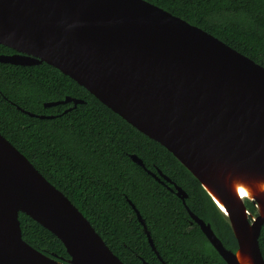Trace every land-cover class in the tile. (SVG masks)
Instances as JSON below:
<instances>
[{"label": "water", "instance_id": "obj_1", "mask_svg": "<svg viewBox=\"0 0 264 264\" xmlns=\"http://www.w3.org/2000/svg\"><path fill=\"white\" fill-rule=\"evenodd\" d=\"M0 44L16 50L0 52V62H46L86 87L171 151L214 200L198 173L213 162L264 172V66L148 0H0ZM69 101L84 102L67 96L45 106ZM130 156L157 180L175 186L192 219L228 264H241L238 229L245 239L250 237L255 263L264 264L260 248L264 215L256 199H243L257 207L258 214L250 216L235 209L225 213L214 201L238 239V249L232 251L211 224L189 208L181 186L161 170L158 175L148 169L137 154ZM130 202L152 248L167 264L145 219ZM20 212L64 243L68 263L23 238ZM0 264H126L77 205L1 132Z\"/></svg>", "mask_w": 264, "mask_h": 264}, {"label": "trees", "instance_id": "obj_2", "mask_svg": "<svg viewBox=\"0 0 264 264\" xmlns=\"http://www.w3.org/2000/svg\"><path fill=\"white\" fill-rule=\"evenodd\" d=\"M214 34L264 66V0H148ZM13 48L0 44V52ZM67 96L84 100L45 106ZM36 114L50 115L41 118ZM0 132L62 190L126 264H164L152 248L136 205L167 264H228L194 221L175 186L131 158L169 176L188 194L189 208L211 224L226 248L238 239L229 218L200 180L164 145L144 134L59 68L43 62H0ZM163 179V177H162ZM253 215L257 208L248 199ZM23 238L68 263L64 243L24 212ZM251 220V217H250ZM264 256V224L260 235Z\"/></svg>", "mask_w": 264, "mask_h": 264}, {"label": "bare ground", "instance_id": "obj_3", "mask_svg": "<svg viewBox=\"0 0 264 264\" xmlns=\"http://www.w3.org/2000/svg\"><path fill=\"white\" fill-rule=\"evenodd\" d=\"M198 173L207 190L213 194L215 198L213 200L225 213L235 209L245 212L246 216L253 215L243 200L249 197L257 200L264 215V172L242 165L237 166L231 162H213L204 171L199 170ZM233 219L238 225V219L235 216ZM237 232L242 243L238 251L240 263L256 264L250 246V237L245 239L239 229Z\"/></svg>", "mask_w": 264, "mask_h": 264}, {"label": "flooded vegetation", "instance_id": "obj_4", "mask_svg": "<svg viewBox=\"0 0 264 264\" xmlns=\"http://www.w3.org/2000/svg\"><path fill=\"white\" fill-rule=\"evenodd\" d=\"M11 53H12V54H13V53H16V51H14V52H11Z\"/></svg>", "mask_w": 264, "mask_h": 264}, {"label": "rangeland", "instance_id": "obj_5", "mask_svg": "<svg viewBox=\"0 0 264 264\" xmlns=\"http://www.w3.org/2000/svg\"><path fill=\"white\" fill-rule=\"evenodd\" d=\"M255 206V204H253ZM256 207V206H255ZM257 208V207H256Z\"/></svg>", "mask_w": 264, "mask_h": 264}]
</instances>
